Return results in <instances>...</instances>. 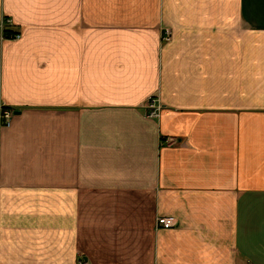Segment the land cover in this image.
I'll use <instances>...</instances> for the list:
<instances>
[{"label": "crops", "instance_id": "0c3cea01", "mask_svg": "<svg viewBox=\"0 0 264 264\" xmlns=\"http://www.w3.org/2000/svg\"><path fill=\"white\" fill-rule=\"evenodd\" d=\"M1 22L0 264H264V0H0Z\"/></svg>", "mask_w": 264, "mask_h": 264}, {"label": "built area", "instance_id": "2783aa9c", "mask_svg": "<svg viewBox=\"0 0 264 264\" xmlns=\"http://www.w3.org/2000/svg\"><path fill=\"white\" fill-rule=\"evenodd\" d=\"M13 36H16V34ZM145 106L147 109V116L154 117L158 115L160 110V104L155 97H149ZM1 113L2 114L0 118L7 123L12 115V111L4 110ZM155 223H156V227L169 228L176 224V219L172 216H158L156 218Z\"/></svg>", "mask_w": 264, "mask_h": 264}, {"label": "rangeland", "instance_id": "374dc122", "mask_svg": "<svg viewBox=\"0 0 264 264\" xmlns=\"http://www.w3.org/2000/svg\"><path fill=\"white\" fill-rule=\"evenodd\" d=\"M0 29H1V31H2V34L3 35H8V33H5L4 31H3V24H2V22L0 23ZM13 35H15L14 33H10V35L9 36H13ZM169 36H170V32H169V30L168 29H165V32H164V36L162 37V39H168L169 38ZM149 97H155V96H149ZM148 97V98H149ZM148 98H147V100H148ZM156 99H157V97H155ZM147 100H146V102H147ZM158 100V99H157ZM146 102H145V104H144V107H145V109H146ZM159 102V101H158ZM160 104V103H159ZM160 108H161V105H160ZM4 110H9V111H12V115H11V117L13 116V114H14V110L12 109V108H9V107H6V106H4L2 103H1V101H0V116H1V112L2 111H4ZM147 110V109H146ZM160 111V110H159ZM146 115H147V113H146ZM158 115H159V113H158ZM157 115V116H158ZM157 116H154V117H157ZM11 117L9 118V120H8V122L6 123L4 120H2L1 118H0V124L1 125H7V124H9V121H10V119H11ZM149 117V116H148ZM151 118V117H150ZM153 118V117H152ZM163 216H167V215H163ZM158 217V216H157ZM173 217V216H172ZM155 222H156V220H155ZM156 224V223H155ZM176 224H177V221H176ZM175 224V225H176ZM173 227V226H172ZM159 228V227H158ZM161 228V227H160ZM170 228V227H169ZM79 264H86L85 262H79Z\"/></svg>", "mask_w": 264, "mask_h": 264}, {"label": "trees", "instance_id": "16d2710c", "mask_svg": "<svg viewBox=\"0 0 264 264\" xmlns=\"http://www.w3.org/2000/svg\"><path fill=\"white\" fill-rule=\"evenodd\" d=\"M5 32H7V33H8V35H6V36H9V35H10L9 31H7V30H6Z\"/></svg>", "mask_w": 264, "mask_h": 264}]
</instances>
